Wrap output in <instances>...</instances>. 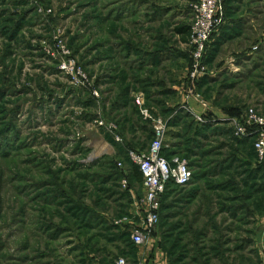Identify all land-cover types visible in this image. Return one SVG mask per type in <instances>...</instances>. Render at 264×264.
<instances>
[{
	"label": "rangeland",
	"instance_id": "1",
	"mask_svg": "<svg viewBox=\"0 0 264 264\" xmlns=\"http://www.w3.org/2000/svg\"><path fill=\"white\" fill-rule=\"evenodd\" d=\"M142 1L0 0V264H145L152 250L168 264H264V163L232 123L264 97V0H223L219 43L214 33L206 79L193 87L189 45L168 31L191 24L196 0H147L146 12ZM155 46L164 60L139 67ZM181 82L218 113L169 108ZM157 116L163 152L193 174L163 195L156 229L137 246L130 230L146 205L127 150L149 146Z\"/></svg>",
	"mask_w": 264,
	"mask_h": 264
},
{
	"label": "built area",
	"instance_id": "2",
	"mask_svg": "<svg viewBox=\"0 0 264 264\" xmlns=\"http://www.w3.org/2000/svg\"><path fill=\"white\" fill-rule=\"evenodd\" d=\"M192 21L189 34V57L190 64L187 71V79L190 87L202 78L206 71L205 58L207 55L210 37L217 31L224 20L223 0H196L191 5ZM65 63V62H63ZM66 63H74L68 60ZM70 68L71 73L80 75L79 69L75 65L62 68ZM97 96V92H93ZM141 96L136 97L135 102L140 107V112L144 118L149 117L148 110L143 107ZM200 121L201 118L197 117ZM103 122L100 121L99 124ZM234 131L238 137H250L253 139V148L260 162L264 163V113H260L253 107L240 117L232 119ZM160 116L153 119L154 137L147 149H128L129 160L138 167L141 173L142 190L146 205L145 216L141 223L132 226L130 230L131 241L135 245H144L157 227L159 219V208L161 195L169 183L185 185L192 178V171L186 160L177 157L167 158L164 155V125ZM108 129L116 140L120 137L113 132L112 125H107ZM122 185H126L127 180L123 178ZM117 264H126L124 257L117 260Z\"/></svg>",
	"mask_w": 264,
	"mask_h": 264
},
{
	"label": "crops",
	"instance_id": "3",
	"mask_svg": "<svg viewBox=\"0 0 264 264\" xmlns=\"http://www.w3.org/2000/svg\"><path fill=\"white\" fill-rule=\"evenodd\" d=\"M140 5H142V7H143V11H147L148 10V7H147V5H148V1L147 0H143L141 3H139V6ZM167 8H169V7H167ZM127 10V9H126ZM149 12H151L150 14H152V15H154V16H157V15H159V14H162V12H165L166 11V9H164L163 7H154V8H149ZM170 10H171V8H170ZM125 11V10H124ZM124 11H123V13H124ZM160 16V15H159ZM224 18H225V16H224ZM179 24H182L180 21H177V20H175L174 22H173V24L170 26V29H169V33H171L172 34V36H170L173 40H175L176 41V43H179V44H181V50H183L182 48L186 45V46H188V42H182L181 41V38H180V35L179 34H177L176 32H174V27L175 26H177V25H179ZM184 37H186V35H183ZM219 32H217V33H215V35H213L212 36V39H211V41H212V43H214V44H217L218 45V43H219ZM157 38H161V35H159V36H157V35H154L153 36V39L154 40H156ZM168 44H169V42H167L166 43V46L168 47V52H169V54L171 55V57H168V56H166L165 57V59L166 60H169L170 62H173V60H175L177 57H178V55H177V53H178V51H175V52H173V49H172V46L171 45H169L168 46ZM210 46H211V48H214V46L213 45H211V43H209V48H210ZM124 49H123V52H124V54L125 55H129L130 54V51H131V47H126V46H124L123 47ZM141 47L139 46L138 47V52H140V49ZM157 48V49H156ZM159 50V51H158ZM179 50H180V48H179ZM142 52H143V56H144V60H146L145 61V63H141V65L139 66V67H141V66H144V67H146V66H150L151 64H152V60H154V61H156V62H158V61H160L159 63H161V61L162 60H164V58H163V52H162V48H160L159 49V47L158 46H155V47H153L151 50L150 49H143L142 50ZM125 55H122L123 57V60L125 61V60H127V58L128 57H126ZM168 57V58H167ZM244 61H243V60ZM139 61H140V59H138ZM246 61H248V60H246V59H244L243 57L240 59V62H239V64L238 65H235V68L237 69V67L240 65V63H243V62H246ZM176 62V61H175ZM155 63V62H154ZM153 63V64H154ZM176 64H179V63H176ZM169 68V67H168ZM173 69V68H172ZM186 69V67L184 68V70ZM118 70H119V67H118V65L116 64V63H114L113 64V72H114V75H112L111 76V80L113 81V82H115L117 79H118V75H117V73H118ZM169 70V69H168ZM171 70V69H170ZM184 70H183V72H184ZM185 72H186V70H185ZM183 74V73H182ZM173 75H176V76H174V78L176 77H179L178 78V80L180 79V78H182L183 77V75L182 76H178V74H177V71H176V69H174V72H173ZM208 75V74H207ZM206 75V76H207ZM126 79V78H125ZM203 79H206V77L204 78H202L201 80H200V82L203 80ZM110 80V81H111ZM111 81V82H112ZM120 81H121V79H120ZM240 84H243V81L241 80V83ZM170 93V97H169V99H168V101H167V105L169 104V108H172L173 106H175V104L177 105V104H180V107L181 106H184V108L185 109H187V110H189V112H191L192 114H194V115H198V114H207V113H209V114H211V112L213 113V114H217L218 112H216L215 110L216 109H214V107H213V105L212 104H210L209 102H208V100L206 99H204L203 98V96H201L202 97V103H197V102H195L197 99H196V97H195V93H191V94H186L185 93V89H184V86H183V82H181V84L180 85H178V86H176V89L174 88V89H172V91L171 92H169ZM261 98H263V99H258V100H260V101H256L255 102V104H256V108H257V111H259L260 113H264V97H262L261 96ZM240 99H242L241 97H240ZM144 100V99H143ZM186 102V103H185ZM138 105V104H137ZM215 105V104H214ZM216 106V105H215ZM240 105H238V107H239ZM146 108H147V106H145ZM219 108V107H218ZM147 109H149V108H147ZM154 109V110H153ZM150 108V110H153L154 112H156V113H158V112H160L161 110H157L155 107L154 108ZM221 109V108H220ZM224 112V111H223ZM157 115V114H156ZM148 248V247H147ZM149 253V254H148ZM148 253H146V257H144L143 258V262H145V264H168V262H167V260L165 259V257H164V255H163V253H161V252H159V251H156V250H152L151 252H148Z\"/></svg>",
	"mask_w": 264,
	"mask_h": 264
},
{
	"label": "trees",
	"instance_id": "4",
	"mask_svg": "<svg viewBox=\"0 0 264 264\" xmlns=\"http://www.w3.org/2000/svg\"><path fill=\"white\" fill-rule=\"evenodd\" d=\"M224 12H225V8H224ZM174 32H176L177 34H179L180 35V38H181V41L182 42H188V40H189V34H190V25L189 24H179V25H177V26H175L174 27ZM183 35H186V37H184ZM245 138H247V139H251L250 137H245ZM253 140V139H252ZM148 147V146H147ZM145 149H147V148H143L142 150H145ZM164 155L167 157V158H170V156H169V153H166V150H165V153H164ZM131 169H130V172H132L133 174H134V176H135V178L138 180V181H140L141 182V180H142V176H141V173H140V171L138 170V167L135 165V164H133L132 162H131ZM190 167V166H189ZM193 174V173H192ZM126 176H124L125 178H126V180L128 179V177H129V175L126 173L125 174ZM188 184V183H187ZM187 184H185V185H187ZM185 185H177V184H174V183H169L168 185H167V187H166V189L164 190V192L162 193V195H161V199H162V197H163V195L166 193V192H168L169 191V189L172 187V186H185ZM160 199V208H161V206H162V200ZM133 243V242H132Z\"/></svg>",
	"mask_w": 264,
	"mask_h": 264
}]
</instances>
